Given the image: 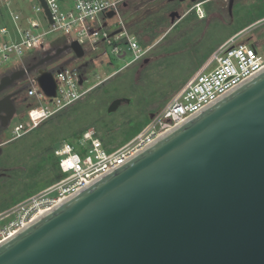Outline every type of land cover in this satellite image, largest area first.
<instances>
[{
	"label": "water",
	"instance_id": "95a60500",
	"mask_svg": "<svg viewBox=\"0 0 264 264\" xmlns=\"http://www.w3.org/2000/svg\"><path fill=\"white\" fill-rule=\"evenodd\" d=\"M169 17L172 27L183 15ZM64 52L86 55L65 43L3 75L0 95L36 72L54 98L45 65ZM25 89L0 97L2 127ZM130 102L115 99L107 113ZM0 264H264V70L0 243Z\"/></svg>",
	"mask_w": 264,
	"mask_h": 264
},
{
	"label": "rangeland",
	"instance_id": "374dc122",
	"mask_svg": "<svg viewBox=\"0 0 264 264\" xmlns=\"http://www.w3.org/2000/svg\"><path fill=\"white\" fill-rule=\"evenodd\" d=\"M37 3V0H13L10 10L24 19L38 20L41 31L46 32L50 28L45 16L43 13L34 14ZM133 3L135 8L137 0ZM165 3L167 0H153L144 4L141 11L124 14L130 36H136L138 32L141 25L138 15L141 12L145 16L156 13L165 18L157 30V37L149 45L139 41L143 48L150 49L147 63L137 61L126 66L133 56L124 39L113 41L122 52H126L123 58L116 56L112 46L100 44L99 51L88 52L82 59L73 60L72 52H64L47 63L45 68L52 71L61 66L81 71L80 68L87 66L83 88L96 87L59 112V116H53L20 139L12 140L13 127L24 124L27 121L26 111L33 107L25 91L18 95L16 114L8 128L0 133V143H5L0 148V230L12 219L4 218L9 209L57 181L60 173L56 163L58 159L53 155L54 148L63 142L76 146L78 135L88 129L95 130L109 151L127 144L149 124V115L160 111L219 46L243 29L264 20V0H243L241 5L232 7L230 13L226 0H211L202 5V18L195 10L186 14L192 3L165 6V11H161ZM171 11L184 14L173 27H170L168 17ZM7 23L10 24L9 10L0 5V27ZM116 28L115 19H110L107 31L111 33ZM63 36L62 31H54L46 34L45 40L59 46ZM241 41L254 45L264 57V22L250 29ZM34 53V50H29L24 58ZM99 54L102 57L97 59ZM13 64V61L0 63V78L12 71ZM214 66L212 64L209 70ZM25 86L26 82H21L4 91L0 97ZM118 98H127L131 102L123 103L116 112L108 114V106ZM43 105L51 106L52 103L45 99Z\"/></svg>",
	"mask_w": 264,
	"mask_h": 264
},
{
	"label": "built area",
	"instance_id": "2783aa9c",
	"mask_svg": "<svg viewBox=\"0 0 264 264\" xmlns=\"http://www.w3.org/2000/svg\"><path fill=\"white\" fill-rule=\"evenodd\" d=\"M51 15L52 24L38 1L34 14L43 13L49 30L41 31L38 20L24 19L10 10L13 0H0V5L9 10L10 24L0 27V63L13 61V70L26 69L30 62L53 53L56 45L45 40V35L62 31L65 43L77 41L85 53L96 52L100 44L112 46L118 58L122 52L113 41L125 40L133 58L126 66L141 61L149 52L143 48L136 36L127 33L124 9L131 0H44ZM211 0L193 3L188 12L195 10L199 18L203 16L202 5ZM71 3V6H69ZM112 12L113 16L107 14ZM115 19L117 28L109 33L108 21ZM25 20V22H23ZM256 22L249 28L230 37L219 46L211 58L183 85L171 100L151 118L149 124L127 144L109 151L95 130H87L77 137L76 146L67 142L53 149L57 157L60 178L42 191L31 195L25 201L9 209L4 218L11 221L0 230V240L12 237L53 208L73 197L105 175L127 163L133 156L153 144L164 135L186 123L216 101L264 70V57L254 45L241 41ZM115 33V34H113ZM63 43V44H65ZM62 46V45H61ZM34 50L27 55L25 52ZM214 68L209 70L210 66ZM56 81V96L47 98L38 86L36 72L26 73L25 93L32 100L33 107L27 113V121L12 129V140L20 139L33 131L42 122L59 111L81 100L90 90L84 89L86 81L80 71H71L64 66L52 71ZM82 78V84L79 79ZM49 99L51 106L43 105ZM1 146L5 143H0Z\"/></svg>",
	"mask_w": 264,
	"mask_h": 264
},
{
	"label": "trees",
	"instance_id": "16d2710c",
	"mask_svg": "<svg viewBox=\"0 0 264 264\" xmlns=\"http://www.w3.org/2000/svg\"><path fill=\"white\" fill-rule=\"evenodd\" d=\"M133 1L134 0H131L129 3H128V5H127V7H126V12L125 13H128L129 11H131V12H138V11H141L140 10V8L144 5V4H149L151 1H153V0H137V6L134 8V7H132V5L134 4L133 3ZM168 3H165V5L162 7V9H160L161 11H165V8L167 7V6H169V5H167ZM166 6V7H165ZM139 17H141L138 21H140V23H141V25H140V27L138 28V32H137V34H136V37L138 38V40L142 43V44H144L145 46H147V45H149L150 44V41L151 40H153L154 38H156L157 37V30L162 26V24L164 23V16L163 15H157L156 13L155 14H151V13H149L148 15H144V13L143 12H141L139 15H138ZM143 19V21H141ZM129 25H131V24H129ZM146 37V38H148V39H146V40H144L143 39V37ZM63 42L62 43H65L66 41H65V39H63L62 40ZM58 47H60V45L59 46H56V47H54V48H58ZM39 60V59H38ZM38 60H35V61H32V62H30V63H28L29 64V66H31V65H33V64H35V63H37L38 62ZM83 72V71H82ZM85 104L87 105V103H86V101H85ZM68 108V107H67ZM66 109V108H65ZM65 109H63V110H65ZM63 110H61V111H59V112H63ZM56 113L54 116H59V114H61V113ZM58 114V115H57ZM51 118H53V116L52 117H50L49 119H51ZM49 119H47V120H49ZM47 120H45V121H47ZM44 121V122H45ZM41 124H43V122L41 123ZM40 124V125H41ZM39 125V126H40ZM38 126V127H39ZM88 130H91V129H88ZM86 130H84V132H85ZM81 133H83V131L81 132ZM80 133V134H81ZM79 134V135H80ZM61 176V175H60ZM60 176L59 177H57V180L60 178Z\"/></svg>",
	"mask_w": 264,
	"mask_h": 264
},
{
	"label": "flooded vegetation",
	"instance_id": "af4514ba",
	"mask_svg": "<svg viewBox=\"0 0 264 264\" xmlns=\"http://www.w3.org/2000/svg\"><path fill=\"white\" fill-rule=\"evenodd\" d=\"M243 0H226V2H227V11L229 12V5H230V2L232 3V7H234L235 5H241ZM167 3H168V5H174V6H178V5H180L181 3H179V2H177V1H175V2H168V0H167ZM232 7H231V9H232ZM172 12V11H171ZM171 12H169V14L171 13ZM176 12H178V11H176ZM179 13V12H178ZM230 13V12H229ZM181 15H183V14H181ZM168 17H169V15H168ZM169 19H170V17H169ZM179 22V21H178ZM177 23V22H176ZM170 27H171V25H170ZM173 27V26H172ZM150 50V49H149ZM149 53V52H148ZM148 53H147V55L141 60V64H145V61H149V58H148ZM139 63V64H140ZM8 93H5L3 96H5V95H7ZM154 116V114H151V115H149V118L151 119V117H153ZM3 121L2 120H0V133L3 131V130H5V129H7L8 128V126H9V124H10V122L11 121H7V124H6V127H2L1 126V123H2Z\"/></svg>",
	"mask_w": 264,
	"mask_h": 264
},
{
	"label": "crops",
	"instance_id": "0c3cea01",
	"mask_svg": "<svg viewBox=\"0 0 264 264\" xmlns=\"http://www.w3.org/2000/svg\"><path fill=\"white\" fill-rule=\"evenodd\" d=\"M127 5H128V4H127ZM126 7H127V6H126ZM126 7H125V9H124V14H125V12H126ZM187 13H189V12L187 11L186 14H187ZM124 14H123V15H124ZM183 16H184V14H183ZM62 42H63V41H62ZM62 42H61V43H62ZM62 44H63V43H62ZM62 44H61V45H62ZM61 45H60V46H61ZM97 51H99V50H97ZM97 51H96V52H97ZM96 52H94V53H96ZM101 57H102V55L99 54V55L97 56V59H100ZM87 69H88L87 66H83L82 68H80V70H81L80 72H81V74L84 76V78H86V75H87V74H86V71H87ZM82 71H83V72H82Z\"/></svg>",
	"mask_w": 264,
	"mask_h": 264
},
{
	"label": "bare ground",
	"instance_id": "6f19581e",
	"mask_svg": "<svg viewBox=\"0 0 264 264\" xmlns=\"http://www.w3.org/2000/svg\"><path fill=\"white\" fill-rule=\"evenodd\" d=\"M256 75H257V74H256ZM256 75H255V76H256ZM253 77H254V76H253ZM35 219L37 220L38 218H35ZM36 220H34V221H36ZM34 221H33V222H34ZM6 239H8V238H5V239L0 240V243H2L3 241H5Z\"/></svg>",
	"mask_w": 264,
	"mask_h": 264
}]
</instances>
